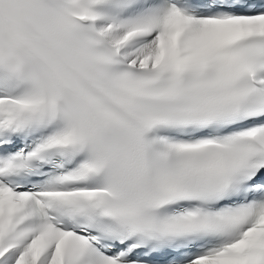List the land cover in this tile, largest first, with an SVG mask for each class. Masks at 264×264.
<instances>
[{
    "label": "snow or ice",
    "instance_id": "obj_1",
    "mask_svg": "<svg viewBox=\"0 0 264 264\" xmlns=\"http://www.w3.org/2000/svg\"><path fill=\"white\" fill-rule=\"evenodd\" d=\"M0 264H264V0H0Z\"/></svg>",
    "mask_w": 264,
    "mask_h": 264
}]
</instances>
